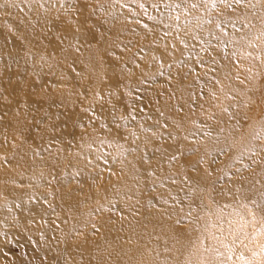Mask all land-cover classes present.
<instances>
[{"label": "rangeland", "instance_id": "obj_1", "mask_svg": "<svg viewBox=\"0 0 264 264\" xmlns=\"http://www.w3.org/2000/svg\"><path fill=\"white\" fill-rule=\"evenodd\" d=\"M36 19L52 35L31 30ZM6 38L31 56L0 102L27 97L12 113L30 140L0 116V196L38 207L0 218V264H74L65 245L110 235L128 249V220L146 232L156 216L170 233L202 232L187 249L200 264L217 252L264 264V205L252 200L264 196V0H0V46ZM93 48L111 84L81 60ZM56 116H72L66 140L54 136ZM133 160L159 164L144 186L113 196ZM205 217L213 230L199 225ZM89 258L111 262L106 249Z\"/></svg>", "mask_w": 264, "mask_h": 264}, {"label": "bare ground", "instance_id": "obj_2", "mask_svg": "<svg viewBox=\"0 0 264 264\" xmlns=\"http://www.w3.org/2000/svg\"><path fill=\"white\" fill-rule=\"evenodd\" d=\"M35 18V17H34ZM36 21L26 23L31 30L35 33L41 34V38L44 39L46 36L43 32L47 31L48 36L52 35L50 30H44L46 27L42 28V33L39 32V25L36 27ZM5 41V42H4ZM4 44L0 46V92L2 93L3 89H7V93H13V86L7 85V80L11 76H17L19 73L30 63V54L25 57H17L16 50L20 46V42L16 41L11 44L13 41L6 38L4 40ZM19 43V44H18ZM50 43V42H49ZM54 50L60 49L62 46L60 43L53 42ZM31 50V51H30ZM30 53L34 51V48L30 47ZM95 56V57H94ZM101 53L96 49H91L87 52V56L81 57V60L84 62L85 65L88 66L89 74L93 78V80H102L103 83L107 82L106 84H111L113 79L112 73L109 71L108 67H103L101 62ZM69 60V59H68ZM14 66H18V69H13ZM102 66V68H100ZM42 78L43 74L40 72ZM41 78V79H42ZM0 93V94H1ZM7 100L5 103L0 102V116H5V121L10 126V128L19 134V137L22 140V143L29 142L30 135L27 132H22V127L24 126V121L21 115L15 113L13 116V109L18 105V101L27 100V97L18 100L11 98ZM21 116V117H20ZM54 122L52 123L51 127H55L58 129V134L54 135L57 139H65L67 138L68 128L70 126L72 116L68 119L70 123H66L63 121L61 117H54ZM14 123V124H13ZM25 130V129H24ZM26 131V130H25ZM55 140V138H52ZM158 162H163L164 157L161 154L158 155ZM157 162V163H158ZM157 163L152 164L151 166H146L142 164L140 161L131 162L128 165L127 171L125 174L120 177L114 187L112 189L113 196L119 195H127V193H131L133 186L135 183L139 184L140 186H144L149 180L147 171L151 170V168L158 167ZM158 163V164H159ZM154 166V167H153ZM246 185V189L243 193L248 190V186ZM118 191V192H117ZM122 191V192H119ZM131 191V192H130ZM123 193V194H121ZM132 195V194H131ZM253 202L260 207L264 205V196L255 195L252 198ZM198 201L197 198L195 200ZM129 205V204H127ZM129 205L128 207H130ZM38 205L36 202H28V204L24 203V201L15 194L4 192L3 196H0V218L5 219L9 216L10 212L16 211L21 209L35 211L37 210ZM17 212V211H16ZM264 216V215H262ZM222 216L217 213L216 214V230L213 233L214 237L217 239V245L222 243V230L217 226V224L222 221ZM231 217L224 219L223 225L228 226V223L231 222ZM151 224V228L146 231L142 232L139 230L138 224L131 222L128 220L126 223L129 226L128 234L131 238L134 239L135 244L125 249L122 245L119 244V240L116 237L111 236V239H104L101 237L96 241L92 240H84V239H77L69 245H65L62 250L63 254L72 257L74 264H90L91 258L90 255L94 254L96 250L99 249H106V255L108 258L111 259L110 264H200L204 259L200 258L202 255H198L194 251H188L187 249L189 246L195 244L196 240L200 236L202 232L197 234L190 235H180L178 233H170L167 231L165 224L162 221V218L158 216L149 220ZM126 225V226H127ZM199 225L202 226L205 230H213V217H205L201 219ZM198 225V227H199ZM128 228V227H127ZM28 232L31 235L34 234V230H29ZM36 242L35 245L42 249H48L51 251H56L57 247L50 242L51 237H47L44 242H39V237L35 235ZM40 239V238H39ZM224 242V241H223ZM229 241H226V245ZM62 249V247H61ZM61 251V250H60ZM208 254V253H207ZM61 255V253H60ZM59 255V256H60ZM60 258V257H59ZM57 260V259H56ZM55 260V261H56ZM62 260V257L61 259ZM209 260V259H207ZM59 261V260H58ZM59 264V263H58ZM208 264H228L226 261L222 260L220 256H218V252L216 253L215 257L211 258V261Z\"/></svg>", "mask_w": 264, "mask_h": 264}]
</instances>
